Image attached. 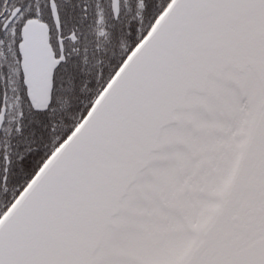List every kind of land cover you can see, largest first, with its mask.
<instances>
[{
	"label": "snow or ice",
	"instance_id": "6c2138e0",
	"mask_svg": "<svg viewBox=\"0 0 264 264\" xmlns=\"http://www.w3.org/2000/svg\"><path fill=\"white\" fill-rule=\"evenodd\" d=\"M0 264H264V0H0Z\"/></svg>",
	"mask_w": 264,
	"mask_h": 264
}]
</instances>
